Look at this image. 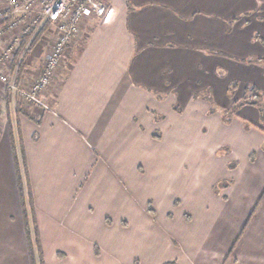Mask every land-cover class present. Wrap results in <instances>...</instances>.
Segmentation results:
<instances>
[{
  "label": "crops",
  "instance_id": "0c3cea01",
  "mask_svg": "<svg viewBox=\"0 0 264 264\" xmlns=\"http://www.w3.org/2000/svg\"><path fill=\"white\" fill-rule=\"evenodd\" d=\"M252 1L105 0L84 22L43 107L18 113L42 264H264V127L242 105L264 97V50L215 16ZM0 264H31L1 120Z\"/></svg>",
  "mask_w": 264,
  "mask_h": 264
},
{
  "label": "built area",
  "instance_id": "2783aa9c",
  "mask_svg": "<svg viewBox=\"0 0 264 264\" xmlns=\"http://www.w3.org/2000/svg\"><path fill=\"white\" fill-rule=\"evenodd\" d=\"M104 11L102 0H1L0 38L9 32L19 33L18 36L30 34L29 44L47 33L54 35L55 40L42 72L27 89L18 87L1 70L0 88L3 86L10 93H19L27 104L39 106L38 96L54 88V76L68 46L80 37L84 22L91 16H101Z\"/></svg>",
  "mask_w": 264,
  "mask_h": 264
},
{
  "label": "rangeland",
  "instance_id": "374dc122",
  "mask_svg": "<svg viewBox=\"0 0 264 264\" xmlns=\"http://www.w3.org/2000/svg\"><path fill=\"white\" fill-rule=\"evenodd\" d=\"M1 1V0H0ZM102 2L105 4V0H102ZM215 16L216 18H221L225 24L230 27L231 33L234 34V30L238 28L242 23L247 24L246 29L251 30L254 26L257 28L253 34L255 35V39L258 40L259 44L262 46L264 50V0H253L250 5L248 6H237V7H232L229 11L227 12H220L217 9L215 10ZM234 32V33H233ZM10 37H7L5 40V47L3 49V42L0 41V63L4 64L3 66L5 68V71H2L6 74H8L9 78L16 82V85L20 88H25L27 89L30 86V82L35 80L40 73L42 72L43 64L45 63L49 53L51 52V47L53 45V42L55 40L54 35H47V33H44V36H39L34 43L29 47V44H25L24 46L22 45V41L26 35L18 36L19 33L17 34L16 32H9ZM17 34V35H16ZM236 38L232 37V43H230V48L234 51L241 50L237 53L241 54L244 46L241 44L243 40H235ZM26 51L25 57H23L24 52ZM234 54L229 56H225L222 54H219L221 57L225 58H231V59H237L234 58ZM253 57V56H252ZM255 61L257 58H254ZM264 59V58H263ZM246 62L248 61H254L251 58L245 60ZM244 62V61H243ZM20 63V64H19ZM19 69V70H18ZM2 70V69H0ZM234 84H239L237 80L232 79L230 82L231 86ZM239 86V85H238ZM54 91V88H52L50 91H44L42 93L44 94H52ZM237 88H229V94L232 97V99H235L236 102H242V99L238 93H236ZM41 93V94H42ZM12 94V95H11ZM203 96H209L210 92L209 89L203 91L201 93ZM247 96L252 97L251 94H248ZM240 98V99H239ZM38 99L40 101V105L38 107L41 108L43 107V103L41 99L38 96ZM240 101H239V100ZM25 99H23L19 93L13 92L10 93L5 87L0 88V120L2 123H4L6 126L8 125V122L11 121L13 122V110L14 107H18L20 110L19 113H32V108L35 107L33 103L27 104L24 102ZM264 107V97L259 102ZM242 105H246L245 103H242ZM242 105H239L242 106ZM210 103V107L212 109L216 110L217 107H213ZM238 108V107H237ZM236 108V109H237ZM260 114L259 118L256 119L255 121L257 122L258 125L264 127V108L260 110L259 106H257ZM204 131V130H203ZM202 137V138H201ZM189 139V138H188ZM204 136H200V143H203ZM187 142V141H186ZM188 142H191L188 140ZM195 142V141H194ZM224 148H220L217 150L216 153L223 154ZM231 167H234V164H230ZM225 180L220 181V184H216L214 186V191L216 193L220 192V189L223 186V183ZM24 211V210H23ZM184 217L186 219H190L191 215L190 212L185 211L184 212ZM24 223H25V218H24ZM166 263V262H164ZM163 263V264H164Z\"/></svg>",
  "mask_w": 264,
  "mask_h": 264
},
{
  "label": "trees",
  "instance_id": "16d2710c",
  "mask_svg": "<svg viewBox=\"0 0 264 264\" xmlns=\"http://www.w3.org/2000/svg\"><path fill=\"white\" fill-rule=\"evenodd\" d=\"M29 38H30V34H27L24 37L22 41L23 46L29 41ZM36 39L32 40L28 46L30 47ZM25 55H26V51L24 52L23 57H25ZM246 93L251 94L252 97L246 95L243 98L244 103L257 105L259 106L260 110L264 108L261 104H259L263 96L260 95L256 89L250 88L249 90H247ZM19 112L20 110L18 109V107L17 106L14 107L13 122L11 121L8 122V133H9L12 152L14 156L15 169L17 173L18 190L22 198V205H23L24 218H25V229L29 244L30 261L31 264H42V257L38 245L37 230L34 220V207H33L32 195L29 188V182L26 173L25 154L21 144L20 130L18 126ZM24 114L30 115L28 114V112H24ZM164 264H176V263L174 261H171V262H166Z\"/></svg>",
  "mask_w": 264,
  "mask_h": 264
}]
</instances>
